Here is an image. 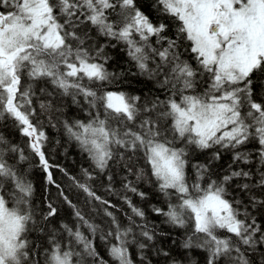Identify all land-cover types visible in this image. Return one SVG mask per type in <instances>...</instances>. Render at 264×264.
Segmentation results:
<instances>
[{"label":"snow or ice","instance_id":"obj_1","mask_svg":"<svg viewBox=\"0 0 264 264\" xmlns=\"http://www.w3.org/2000/svg\"><path fill=\"white\" fill-rule=\"evenodd\" d=\"M65 97L84 118L64 131L90 161L79 177L60 168L67 190L41 119L56 127ZM0 120L72 218L51 199L37 212L30 157L0 134V264H264V0H0ZM141 185L171 231L133 199H150Z\"/></svg>","mask_w":264,"mask_h":264},{"label":"trees","instance_id":"obj_2","mask_svg":"<svg viewBox=\"0 0 264 264\" xmlns=\"http://www.w3.org/2000/svg\"><path fill=\"white\" fill-rule=\"evenodd\" d=\"M112 51V50H110ZM113 55H116V51L112 52ZM130 65L124 63L123 58L120 61L119 68L117 70H123L126 73L129 71ZM110 70H113L110 67ZM135 71V69H131ZM124 90H129L127 85H121ZM135 88L143 87L142 84H134ZM56 105L58 107H62L63 115L60 112L53 111L51 113L52 116V124H56V127H52L49 123V118L47 115L42 116L41 119L44 122V130L48 135V142L45 146L46 157L49 160L51 165H59V168L53 167L51 171L57 182L61 183L65 189L67 190V186L70 184L68 177H66L61 171L60 168H64L73 176H80L81 170L85 168H90V161L86 157L87 155L80 152V149L77 145H75L74 141H71L63 128L62 121L64 119H75V118H84V112L74 105L71 101V98L65 97L63 99L56 98ZM0 134L4 135L8 140L20 145L25 149L26 153H28L30 159L29 162L25 165L29 171V178L33 184L34 192H33V201L35 204V208L39 213L42 209L46 208V203L48 199H51L56 205L60 208L59 215L56 220L64 219L66 222L71 223V215L70 209L67 206H62L60 201L57 200V189L55 186L47 185L45 181V174L43 172L42 167L39 165L38 157H35L30 153L27 148L26 138L21 136L17 131L15 126L13 125L11 120L2 121L0 120ZM59 141V144L57 143ZM73 144V145H72ZM95 190L99 195H102L105 199L111 200L114 204H117L118 207L122 208L123 211L117 213L118 216L123 218L124 211H128L127 206L123 204V202L119 199L118 195L109 193L105 191L104 187H101V181L98 179L93 185ZM115 187L117 191H120L119 177H117ZM142 189L150 192V199L148 201H140L138 197H134L133 199L137 203L138 206L142 207L150 222L157 225V230H163L165 232L171 231L170 226L162 224V217H157L155 214L151 212V205H155L157 207L163 206V198H157L154 195H151V190L146 185H141ZM76 189H71V193L73 195L74 202L80 203L83 206V194H80L79 201L76 200L75 193ZM98 209H100L99 214L95 211H89V215L93 219V221L97 224H100L103 228L106 229L107 226V218L103 215V207L100 205H96ZM182 233L183 230H178ZM174 238L177 240V243L183 238L182 235L173 234ZM96 243L98 245L99 251L102 256H105L107 259V255L105 250L101 248L99 234H97ZM165 248L168 247L167 243L163 245ZM133 255H135V249H132ZM149 255L152 257L154 264H164L162 258L157 257L153 252H150Z\"/></svg>","mask_w":264,"mask_h":264},{"label":"bare ground","instance_id":"obj_3","mask_svg":"<svg viewBox=\"0 0 264 264\" xmlns=\"http://www.w3.org/2000/svg\"><path fill=\"white\" fill-rule=\"evenodd\" d=\"M73 145V144H72ZM75 145H76V143H75ZM80 152H81V150H80ZM87 157V156H86ZM88 158V157H87ZM100 245H101V248L103 249V251L105 250V248H104V246H103V242H101L100 241ZM106 252V251H105Z\"/></svg>","mask_w":264,"mask_h":264}]
</instances>
